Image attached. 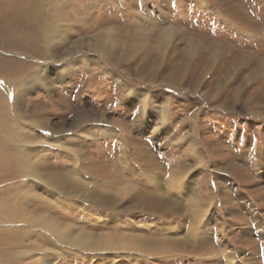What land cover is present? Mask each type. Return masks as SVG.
<instances>
[{"label": "rangeland", "instance_id": "374dc122", "mask_svg": "<svg viewBox=\"0 0 264 264\" xmlns=\"http://www.w3.org/2000/svg\"><path fill=\"white\" fill-rule=\"evenodd\" d=\"M54 24L47 56L0 49L29 84L0 95V236L39 249L19 264L112 263L48 249L54 222L113 264H264V0H64Z\"/></svg>", "mask_w": 264, "mask_h": 264}, {"label": "bare ground", "instance_id": "6f19581e", "mask_svg": "<svg viewBox=\"0 0 264 264\" xmlns=\"http://www.w3.org/2000/svg\"><path fill=\"white\" fill-rule=\"evenodd\" d=\"M63 1L64 0H0V49L6 48L8 50L16 51L15 54L18 55H21L20 52H22L30 56H47L49 52L47 51L48 46L45 40V35L50 27L55 26V18L57 17L58 11L61 8V3ZM53 2L54 6L56 7H53ZM80 13L86 16L84 8ZM67 18L68 22H78V17L75 15L67 16ZM67 26L69 27V25ZM66 31H68V29L64 30V33ZM99 42H101V40ZM101 45L102 44L97 43L98 47H100ZM83 65H85V62H83ZM0 72H4L0 74L2 78L0 79V95L6 94L9 97L10 102L13 100L14 89H17L16 85H11V82L13 80L19 79L21 84L20 87L29 86V84L25 83V79L21 81V77H24L27 72H20L16 65H11L9 63L0 61ZM5 73L7 74L6 76H8V78L5 77ZM12 74H14L15 76L9 79ZM129 95L136 97L137 93L130 92ZM145 101V99H141L139 103L145 104ZM24 135L25 133L22 132V139H24ZM13 139L14 143H18L15 137H13ZM10 143H13V140H10ZM69 156L71 157L72 162H75V157L71 154H69ZM26 162L28 168L30 169V175L36 179V182L39 184L45 183L46 179L40 176L35 170V163L32 162L29 158H26ZM123 162L124 161H122L121 163ZM72 165L73 163L71 164V167ZM72 171L73 170L71 169V172H69V174H71ZM58 205H61V208H67V206H65L66 203H59ZM102 216L105 215L99 212L97 213L96 218H101ZM41 221L42 218L40 217L23 214L20 223L33 222V224L42 225ZM51 224L52 226L50 230L52 232V240L49 239V241L45 242V245L48 246V249L56 250L60 247H68L82 253H85L84 250L88 252L96 250L98 254H104L100 257H107L112 260L111 264L115 263L116 260L120 257L119 255H115V253L119 251L121 244L115 243L114 239L106 238L107 240H102L97 237L92 238L93 236L90 235H86L87 238H83V236H72L69 238H65L63 232L65 231V229H69L72 227L64 226L58 222H54ZM4 225L5 224L0 222V235L6 234V228L4 227ZM166 231L171 233L173 232V229L171 227H167ZM8 232L9 237L6 238L0 236V264H19V259L25 256V254L33 253L34 251L39 250L37 246L29 242L30 237L32 236L30 231L28 233L25 232L26 235L23 234L19 238H16L12 234V228L9 229ZM194 236L195 237L193 238L192 243L195 240L204 239L202 234L198 232ZM136 240L138 241L137 244H139L141 247V244H143L145 251L147 242L143 238H136ZM215 241L218 244L220 243L217 239H215ZM54 242H57V244L59 245L57 246V248H54ZM155 243L159 245V243H163V241H156ZM211 243L212 242H210V244ZM185 247H187L186 243H179L174 247L173 251L176 253V255L181 253L183 254L185 253ZM168 249L169 248L167 247L162 248V250L164 251H167ZM154 250L156 249H152L150 252H153ZM139 254H137V256H140ZM195 254L197 255V253ZM109 255L111 257H108ZM205 257L214 259L217 262L220 261L217 258V254L214 253L213 249H210L208 253H206ZM91 258L94 259V256H91ZM226 259H228V257H226ZM54 262L55 260H49L44 264H54Z\"/></svg>", "mask_w": 264, "mask_h": 264}]
</instances>
